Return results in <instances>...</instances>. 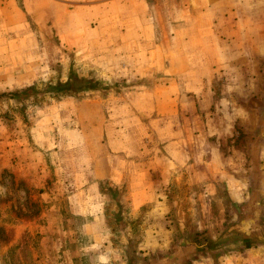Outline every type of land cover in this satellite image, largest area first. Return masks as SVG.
Returning a JSON list of instances; mask_svg holds the SVG:
<instances>
[{
    "label": "rangeland",
    "instance_id": "obj_1",
    "mask_svg": "<svg viewBox=\"0 0 264 264\" xmlns=\"http://www.w3.org/2000/svg\"><path fill=\"white\" fill-rule=\"evenodd\" d=\"M98 1L0 0V264H44L40 254L47 252V247L39 237L40 231H20L16 237L15 227L23 219L38 218L55 198L67 195L56 194L63 189L59 166L87 168L83 159H103V143L110 150L108 153L113 152L105 141L108 138L96 126L104 121L102 112H97L98 100L110 96L107 109L113 102L121 101L120 94L127 95L135 87L136 66L126 54L119 67L98 65V43L103 48V61L113 62L116 36L112 33L113 16L106 27L98 26L96 6L90 8ZM17 8L22 17L15 12ZM161 19L165 27L182 26L178 18ZM156 23L152 19L153 26ZM153 26L149 25V32L144 34H124L127 49L136 38L151 44L160 41L161 32L154 31ZM183 31L175 41L182 40L189 53L192 47L188 43L197 35L191 28ZM206 31L211 32L209 28ZM172 36L175 35L170 29L165 37L172 41ZM145 47L139 46L138 52L143 53ZM192 56H186L187 64ZM139 59H144V55H139ZM254 63L252 71L260 72V82L251 94H243L241 100L250 110L235 121L232 135H210L196 120L197 129L191 133L187 129L185 147V168L193 161L192 154L203 156V160L211 156L214 143L219 154L235 155L231 165L235 164V174L248 178V194L234 195L224 182L212 184L203 171L192 178L186 170L178 178H166L154 201L133 210L125 199L123 184L101 182L100 189L107 197L104 205L108 210V232L124 262L118 257L114 264H251L257 259L255 254L249 259V251H261L259 262L264 261V95L257 90L264 89V61L255 59ZM190 68H199L208 80L209 67ZM222 80L213 82V88L223 86ZM201 103V98L196 99V106ZM91 107L95 112L87 114ZM111 107L107 122H114L115 108ZM188 121L194 122L192 117ZM70 123L76 125L68 128ZM194 134L201 138L195 145L191 141ZM153 152L157 153V147ZM32 157L36 163L45 160L46 168L41 166L45 171L37 172L33 167L28 176L20 174L18 165L25 167ZM56 157L59 161H55ZM151 177L161 183L158 171H153ZM61 200L64 204L65 200ZM64 213L63 209L62 216ZM44 220L37 222L46 224ZM52 249L53 254H61L59 249ZM48 255L52 258V254ZM229 255L234 257L228 262Z\"/></svg>",
    "mask_w": 264,
    "mask_h": 264
},
{
    "label": "crops",
    "instance_id": "obj_2",
    "mask_svg": "<svg viewBox=\"0 0 264 264\" xmlns=\"http://www.w3.org/2000/svg\"><path fill=\"white\" fill-rule=\"evenodd\" d=\"M138 4L140 6L137 7ZM94 6L100 28L106 27L105 23L110 21L111 16L115 19L112 27V33L116 35L112 46L114 61H103V48L98 43L101 55L98 65L118 64L119 67L122 55L126 54L132 60V66H136V84L127 95L120 94L121 101L113 102L108 109L106 100L110 96L98 97L97 112H102L104 121L94 125L101 128V135L108 138L103 140L113 152L108 153L110 150L101 143L106 152H102L103 159L97 162L83 159L85 169H70L69 165L59 166L58 162L56 166L62 169L59 177L63 179V189L56 194L67 192L68 196L61 198L65 200L64 204L57 197L38 218L23 219L15 227L16 237L20 231L22 234L40 231L39 237L46 243L43 246L47 247V252L40 254L44 264H114L118 257L122 261L111 240L112 234L108 232V210L104 205L107 197L106 192L100 189L101 182L123 184L125 199L129 200L133 210L154 201L159 188L163 190L166 178H178L186 170L192 178L196 172L200 174L203 171V174L209 175L212 184L224 182L237 196L247 195L245 190L250 186L248 178L234 172L235 164L231 165V162L235 155L219 154L214 143L210 149L211 156L203 160V156L192 154L193 161L185 168V147L187 129L190 133L195 131L196 120L210 135L228 137L232 135L235 121L248 114L250 108L241 99L243 94H251L260 82V72H253L252 67L255 59L264 61V0H99L90 8ZM15 12L18 17L23 16L19 9ZM164 17L178 18L184 27H165L161 19ZM152 19L157 21L155 26ZM149 25L154 31L161 32V40L151 44L146 40L139 42L136 38L127 49L124 34L147 33ZM184 28H191L197 35L194 41L188 43L192 47L189 53L184 50L182 40L175 41L185 32ZM207 28L210 33L205 32ZM170 29L175 35L172 41L165 37ZM148 40H151L150 36ZM143 43L146 49L140 54L138 48L143 47ZM192 54L187 64L186 56ZM139 55H144V59H139ZM190 65L209 67L208 80L205 73L202 75L199 68H190ZM114 73L117 74L116 70ZM217 78L224 79V85L214 89L212 83L217 82ZM207 81H211L208 86L205 84ZM257 90L264 95L263 88ZM200 98L202 103L196 106V99ZM110 107L115 108L114 122H107ZM92 108L86 113L95 112ZM202 115L204 119L201 120ZM191 117L194 122H187ZM78 118L82 122V118ZM74 125L70 123L68 128ZM111 129L115 132H109ZM143 129L145 131L141 132ZM129 130L131 132H126ZM198 135L194 134L191 139L193 145L201 140ZM99 147L102 148L100 142ZM155 147L157 153L153 152ZM30 161L25 167L18 165L20 174L28 176L34 169L45 171L41 169L42 165L46 168L45 160L36 163L37 159L32 157ZM55 161H59L58 157ZM196 162L205 164V167L202 164L196 166ZM153 171L160 173L161 183L151 177ZM40 218H45L46 224L38 223ZM53 247L61 254H53ZM48 254H52V258ZM253 254L257 260H252L251 264H264V261L259 262L261 251H249V259ZM34 256L36 258L37 254L34 253ZM231 257L234 256L229 255L226 260L229 262Z\"/></svg>",
    "mask_w": 264,
    "mask_h": 264
}]
</instances>
